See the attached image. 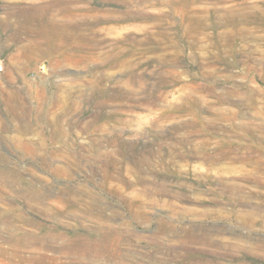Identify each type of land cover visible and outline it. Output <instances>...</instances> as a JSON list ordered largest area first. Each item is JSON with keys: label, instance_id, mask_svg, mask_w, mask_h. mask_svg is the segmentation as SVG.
Wrapping results in <instances>:
<instances>
[{"label": "rangeland", "instance_id": "374dc122", "mask_svg": "<svg viewBox=\"0 0 264 264\" xmlns=\"http://www.w3.org/2000/svg\"><path fill=\"white\" fill-rule=\"evenodd\" d=\"M45 1L0 0V264H264V0Z\"/></svg>", "mask_w": 264, "mask_h": 264}, {"label": "bare ground", "instance_id": "6f19581e", "mask_svg": "<svg viewBox=\"0 0 264 264\" xmlns=\"http://www.w3.org/2000/svg\"><path fill=\"white\" fill-rule=\"evenodd\" d=\"M36 1V0H35ZM74 1V0H73ZM157 1H161V0H157ZM162 1H165V0H162ZM161 1V2H162ZM173 2V4H174V2L176 3L177 1H179V0H172ZM180 1H183V0H180ZM184 1H189V0H184ZM166 2V1H165ZM44 3V2H43ZM72 1L71 0H46L45 1V3L44 4H42V5H37L36 7H35V5H33L34 7H35V10L36 9H45L46 11H48V12H54V11H56V10H58L59 12H64V13H66V14H70V13H73V8H72ZM74 4H75V2H74ZM22 6V5H21ZM25 6V5H24ZM181 6V5H180ZM31 7V6H30ZM183 6H181V8H182ZM194 7V6H193ZM20 8V7H19ZM23 8V7H22ZM21 8V9H22ZM25 8V7H24ZM175 8V7H174ZM185 8V7H184ZM76 9V8H75ZM178 9V8H177ZM230 9V8H229ZM20 10V9H19ZM234 10H235V8H234ZM182 11V10H181ZM190 11V10H189ZM238 11V10H237ZM52 12V13H53ZM75 12V11H74ZM232 12V11H231ZM20 13V12H19ZM23 13V12H22ZM46 13V12H45ZM196 13V12H195ZM238 13V12H237ZM240 13V12H239ZM238 13V14H239ZM24 14V13H23ZM34 14V13H33ZM41 14V13H40ZM54 14H55V12H54ZM57 14V13H56ZM78 14V13H77ZM80 14V13H79ZM199 14V13H198ZM51 15V14H50ZM53 16V15H52ZM68 16V15H67ZM75 16V15H74ZM231 16H233V15H231ZM231 16H230V18H231ZM241 16V15H240ZM235 17V16H234ZM244 17V16H243ZM238 18H240V17H238ZM245 19V18H244ZM236 20V19H235ZM243 22V21H242ZM245 22V21H244ZM48 26V25H47ZM242 28V27H241ZM30 29V28H29ZM43 29V28H42ZM46 30V29H45ZM241 30V29H240ZM230 31V30H229ZM30 32V31H29ZM31 33V32H30ZM33 33V32H32ZM232 33V32H231ZM43 34V33H42ZM231 35V34H230ZM43 39V38H42ZM44 42V41H43ZM28 47V46H27ZM204 159L206 160V161H208L209 159L207 158V157H204ZM131 257V255H125V257L122 259V260H118V262H119V264H127V259H125V258H127V257Z\"/></svg>", "mask_w": 264, "mask_h": 264}]
</instances>
